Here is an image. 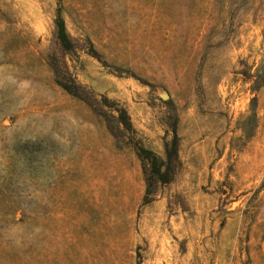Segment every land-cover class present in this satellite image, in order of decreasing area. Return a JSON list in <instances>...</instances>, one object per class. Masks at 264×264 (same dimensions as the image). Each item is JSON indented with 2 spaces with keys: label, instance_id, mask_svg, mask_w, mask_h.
Instances as JSON below:
<instances>
[{
  "label": "rangeland",
  "instance_id": "374dc122",
  "mask_svg": "<svg viewBox=\"0 0 264 264\" xmlns=\"http://www.w3.org/2000/svg\"><path fill=\"white\" fill-rule=\"evenodd\" d=\"M0 264H264V0H0Z\"/></svg>",
  "mask_w": 264,
  "mask_h": 264
},
{
  "label": "trees",
  "instance_id": "16d2710c",
  "mask_svg": "<svg viewBox=\"0 0 264 264\" xmlns=\"http://www.w3.org/2000/svg\"><path fill=\"white\" fill-rule=\"evenodd\" d=\"M56 30H57V39L58 44L61 47V50H67L71 46V39L65 33L63 22L60 18L56 21ZM52 68L57 78V84L61 86L65 91L74 97H79V91L71 78L69 77L67 71L65 70L62 63L57 64L52 62ZM98 113V112H97ZM100 114V113H99ZM101 115V114H100ZM107 122V127L116 138V126L117 124L112 121L113 117L102 114ZM125 115L120 116V123L123 124L124 128H130L131 125L124 117ZM173 136L172 140L169 143L164 144L165 155L164 158H161L153 151L143 148L141 146L135 145V152L138 159L141 162L143 172L145 174V183H146V194L151 192L154 185L161 182L167 183L170 182L172 165L175 160L178 159L177 155V135L175 128H172Z\"/></svg>",
  "mask_w": 264,
  "mask_h": 264
},
{
  "label": "water",
  "instance_id": "95a60500",
  "mask_svg": "<svg viewBox=\"0 0 264 264\" xmlns=\"http://www.w3.org/2000/svg\"><path fill=\"white\" fill-rule=\"evenodd\" d=\"M161 98H162V99H166V98H167V94H166V93L161 94Z\"/></svg>",
  "mask_w": 264,
  "mask_h": 264
}]
</instances>
